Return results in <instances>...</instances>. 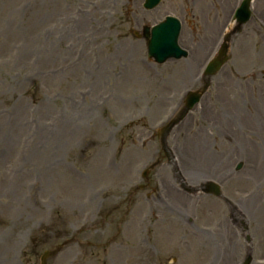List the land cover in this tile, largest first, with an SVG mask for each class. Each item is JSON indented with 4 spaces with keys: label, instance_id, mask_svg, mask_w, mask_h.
Returning a JSON list of instances; mask_svg holds the SVG:
<instances>
[{
    "label": "rangeland",
    "instance_id": "obj_1",
    "mask_svg": "<svg viewBox=\"0 0 264 264\" xmlns=\"http://www.w3.org/2000/svg\"><path fill=\"white\" fill-rule=\"evenodd\" d=\"M144 1L0 0V264H41L64 243L48 264H223L214 244L228 229V264H264V192L257 211L251 204L264 191V0L169 137L173 161L135 192L163 155L157 130L201 85L209 39L234 5L225 14L222 0H163L146 11ZM168 15L191 52L159 65L135 32ZM179 174L193 189L216 182L228 201L179 192Z\"/></svg>",
    "mask_w": 264,
    "mask_h": 264
},
{
    "label": "water",
    "instance_id": "obj_2",
    "mask_svg": "<svg viewBox=\"0 0 264 264\" xmlns=\"http://www.w3.org/2000/svg\"><path fill=\"white\" fill-rule=\"evenodd\" d=\"M160 3V0H147L146 7L153 8ZM249 4V2H248ZM180 33V24L178 20L175 18H168L166 22L158 25L153 29L152 39L149 45L151 54L157 58L158 62L163 63L167 59L176 57L180 58L184 53H180V49L178 47V36ZM227 60V57L223 59L219 57L217 61L209 67L207 72L210 76L217 73L220 67ZM202 91L196 94H192L189 96L187 101V109L192 108L200 99ZM174 123L171 124L170 127L166 130V135L169 133L170 128ZM54 253L47 252L43 256V261H45L48 257L52 256Z\"/></svg>",
    "mask_w": 264,
    "mask_h": 264
},
{
    "label": "bare ground",
    "instance_id": "obj_3",
    "mask_svg": "<svg viewBox=\"0 0 264 264\" xmlns=\"http://www.w3.org/2000/svg\"><path fill=\"white\" fill-rule=\"evenodd\" d=\"M133 12H134V14H139V12L137 11V10H133ZM142 15V14H141ZM143 16V15H142ZM142 16H138V17H134V20H135V23L136 24H140L139 22L141 21V18H143ZM227 125V124H226ZM247 135V134H246ZM194 142V140H191V139H189L188 137H186L185 138V140L184 139H182L181 140V143H185V145H189V143L190 144H192ZM249 142H252L251 140L249 141ZM198 145V141H196L195 142V144H194V146H197ZM245 148H247V151H248V149L250 150V146H248V145H246V147ZM182 151H183V149H182ZM205 154V156L207 157V155H209L207 152H205L204 153ZM212 155H213V159H214V161H216V159H215V157H214V152L212 153ZM227 155H228V153H227ZM226 155V159L228 158V156ZM217 156V155H216ZM215 166L218 168V167H221V168H227V166H224V165H222V164H220L219 162H217L216 164H215ZM225 168V169H226ZM191 176H193V179L195 180V181H199V180H202V179H204V178H206L205 177V175L202 173V172H198V171H196V172H194L193 171V173H192V175ZM264 191H263V189H262V187L261 188H259L258 189V191H257V193H255L254 194V197L252 198V201H251V204L253 203V207L255 208V211H257V209H258V206L260 205V202H262V199L260 198V194L261 193H263ZM243 208V211L247 214V216H249V218L250 219H253L255 216H254V214L256 213V212H254L253 211V213L252 212H250V211H248V208H250V205H247L246 207H242ZM261 214H262V212H260ZM243 218H245V217H243ZM255 218H257V217H255ZM231 229H228L227 230V232L228 233H226L227 234V236L224 238V237H222L223 239H220V240H222V243H218V242H216V244H214V250H216L217 248H219L217 245L218 244H220L221 245V251L219 250L218 252H217V256H218V253L220 252V253H224L225 255H224V258H223V264H228V261H229V259L228 258H231V253H232V250H233V248H235V246H234V244H233V242L231 241V240H235V239H231V237H233L230 233H229V231H230ZM234 243H235V241H234Z\"/></svg>",
    "mask_w": 264,
    "mask_h": 264
},
{
    "label": "flooded vegetation",
    "instance_id": "obj_4",
    "mask_svg": "<svg viewBox=\"0 0 264 264\" xmlns=\"http://www.w3.org/2000/svg\"><path fill=\"white\" fill-rule=\"evenodd\" d=\"M226 2V0H223L222 3L224 4Z\"/></svg>",
    "mask_w": 264,
    "mask_h": 264
}]
</instances>
